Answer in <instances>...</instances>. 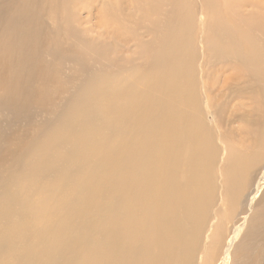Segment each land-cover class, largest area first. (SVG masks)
<instances>
[{"label": "bare ground", "instance_id": "obj_1", "mask_svg": "<svg viewBox=\"0 0 264 264\" xmlns=\"http://www.w3.org/2000/svg\"><path fill=\"white\" fill-rule=\"evenodd\" d=\"M132 1L97 0L95 8L98 20L101 21L107 12L105 15L110 17L111 20L108 19L113 25H121L118 32L112 33L123 34L121 37L124 40L128 36L127 44L133 34L144 39L140 47V52L144 53L141 55L144 66L137 65L129 77H126L125 73H120L123 70L118 73L105 72V68H113V62L121 67V59L111 54L107 39L95 44L93 48L98 59L106 63L112 61V67H105L104 71L93 67L85 48L81 49L78 45L65 47L64 40L75 34L72 35L71 32L73 25L66 21L62 30L61 25L57 23L61 22L65 12L73 8L74 0H59L60 7L58 0H0V108L7 107L12 115L17 114L20 117L24 112L30 114L31 108L36 109L33 105L37 102L41 113L46 114L36 126L37 137L34 140L25 141L17 135L12 139L13 146L18 145L7 153L11 158L9 166L0 170V190H7V186L16 184L18 174L31 168L35 170L34 162L40 167L44 165V169L48 171L44 170L46 173H53L58 169V164L49 166L43 160L53 144L67 146L74 151L83 144L96 142L95 138H92L94 141L87 139L102 130L110 129V121L104 112L112 109L119 118L121 117L120 121L126 122L131 140L118 143L103 156L100 162L103 169L99 179L119 174L124 169L126 155L135 147L139 151L141 163L147 167L144 172L145 193H154L157 196V205L154 213L148 218L147 229L138 230L133 227L130 233H120L118 236L119 245L127 242L129 244L136 233L152 236L146 247L137 252H130L126 259L143 264H187L193 257L205 224L213 211L216 220L208 236L207 245L211 249L221 246L223 248L225 243L226 247L217 259L215 256L217 264H264V104L259 110L246 113L250 116L248 128L258 144L255 156L249 161L232 145L226 150L223 149V152H227V159L223 167L224 182L221 181L223 193L217 205L214 198V163L218 150L202 112L195 114L188 111V108L197 109L199 102L193 93L195 85L185 79L182 71L184 63L194 49V14L186 10L187 0H151L149 6L143 4L148 1L135 0L140 14L134 15L133 20V15L130 14ZM166 2L170 3L172 8L162 15L161 7ZM204 2L212 7L211 21L205 24V34L201 39L208 56L213 62L236 59L243 72L238 73L234 80L239 84V80L245 75L250 76L254 80L253 85L260 88L264 96V14L243 17L233 10L230 19L216 9L215 0ZM58 8L62 12H59ZM102 13L104 14L101 15ZM46 19L54 22L53 29L47 27ZM202 19L204 20L203 17ZM232 21L235 22L236 30L231 27ZM74 29L77 33V29ZM256 31L260 33L261 41H258ZM108 34L109 32L106 35ZM244 34L248 35L245 39L240 37ZM44 56L52 57L53 64L46 62ZM60 60L73 62L77 67L74 75L86 70H89L90 74L79 83L76 81V89L63 103L54 107L55 102L65 93L63 68L60 64L57 65ZM120 67V70L123 69ZM141 85L146 89H140ZM204 89L213 88L205 85ZM241 89L237 88L236 91L240 93ZM104 91L108 94L105 99L101 96ZM203 91L205 93V90ZM119 96L122 98V104L116 102ZM205 102H208V97ZM62 104L64 105L61 106ZM208 106L212 109L213 104L208 102ZM217 106L219 107L215 105L213 109ZM231 115L233 120L230 122L234 119L247 121L245 116L236 115V110H233ZM156 137L157 143H152ZM77 139L84 142L77 144ZM39 151L45 152L43 158L34 157ZM225 152L223 154H226ZM37 159L41 160L35 161ZM26 161L32 162L30 169L22 168V163ZM245 162L247 167H244ZM13 164L16 165L12 166ZM160 167L162 173L159 171ZM261 169L263 171L259 173ZM38 172L36 169L35 173ZM88 193L90 197L76 216L71 233H67V242L70 241L67 255H75L80 250L88 233L97 234L104 242L117 233L116 227L121 224V216L114 221L113 228H106L98 223L92 211L98 208L96 197L102 193V188L95 182L91 189L88 188ZM14 195L15 193L12 194ZM49 201L50 199H46L38 205V213H44L47 207L51 206ZM243 204H247V210H240V205ZM239 212L240 215L234 218ZM226 215L233 219L234 228L225 240L223 234L226 233ZM14 249L6 243V231L0 209V256ZM212 251L214 253L216 250ZM66 257L64 256L60 263H66ZM210 258H205L208 260L205 264L216 263ZM0 260L3 262L0 261V264H7L2 258Z\"/></svg>", "mask_w": 264, "mask_h": 264}, {"label": "rangeland", "instance_id": "obj_2", "mask_svg": "<svg viewBox=\"0 0 264 264\" xmlns=\"http://www.w3.org/2000/svg\"><path fill=\"white\" fill-rule=\"evenodd\" d=\"M96 1L74 0L73 5L75 7L73 6L70 11L64 13V17H61L62 24L61 22L57 23L61 25V29L63 30V26L66 21H70L66 23H70L74 26L73 27L71 25L72 28H70L72 30V35L75 33L73 36L69 37V39L64 40V45L67 48H69L71 45H78L81 49L85 48L88 51V59L91 60L93 67L97 68V70L104 71L105 67H112V61H107L106 63L102 61V59H98L93 48L95 44L103 42L107 39L106 41L108 42L109 48L111 49V54H115L119 59H121L120 64L123 69L120 70V65H117L116 62H113V68H105V72L114 71V73H118L119 71L123 70L120 73H125L126 77H129L132 69L137 65L144 66V61L141 59V55L144 53L140 52L141 43H143L144 39H141L140 36L132 33L133 35L129 37V44H127L126 38H128V36L125 37L124 40L123 37H121L123 34L116 33V35H114V31L118 32V27L121 28V25L119 23H117L116 26L113 25L110 21V17L105 15L107 13L105 10L104 12L106 13L101 14H104V18L101 19V21L98 20L99 18L97 19V10H95L98 4ZM133 1L131 4L130 14L133 15L134 20V15L140 14V8L136 1ZM152 1L144 0L146 3L143 4L149 6ZM198 1L199 0H187L186 2V10H188L191 14H194V16H191L192 19H194L193 23L195 26L192 30L193 46L195 50L193 49L192 54H190L187 61L184 63V68L182 71L183 75L185 74V79L192 81L195 85L193 93L195 98H197V102H199L197 109L188 108V111L195 114L202 112L207 125L211 129L216 150H218L216 151L218 155L216 154L217 158L214 163L216 177L214 182L216 189L214 198L217 204L218 199H220L223 193L221 188L223 186L222 182H224L223 167L225 166V160L227 159V152L224 151L226 154H223V149L226 150L229 145H232L234 146L233 148L238 149V151L242 153V156H244V158L248 159L249 161L255 156L258 144L256 138L252 137L251 129L248 128V124H250L248 119L250 116L246 115V113L251 110H259L261 105L264 104V96L260 88L253 85L254 80H252L250 76L245 75L243 79L239 80V82L241 81L239 84L234 80V78L238 76V73L241 71L243 72V69H241V64L239 65V63L236 62V59L230 58L229 60H217L213 62L208 56L206 47L202 43L201 39L205 34V24L211 21L212 7L210 8V6H208L204 0ZM215 1L216 2L214 5L216 4V9H218L222 15L229 18L231 17L233 10L237 13H240L243 17L257 13L259 15L262 13L264 14V0ZM59 4L60 2L58 0V5ZM171 8L172 5L166 2L161 7V14H166V11H170ZM58 10L59 12H62L60 8H58ZM73 13H75V17H73ZM69 18L74 19L73 22H71L72 19L70 20ZM162 20L163 19L161 18L160 21L162 22ZM50 21L51 20L46 19L47 27L53 29L52 25H54V22ZM130 24L134 25L133 23ZM231 24V27L236 30L237 28L234 25L235 22L232 21ZM74 28L77 29V33ZM108 32L109 34L106 35ZM110 32H113L112 35ZM141 32H143V30H141ZM256 33L258 34V41H261L260 33L257 31ZM102 34H105V36L101 37L100 35ZM77 36H79L81 39L79 40ZM247 36L248 35L244 34L240 37L245 39ZM114 37L116 38V41ZM151 37L152 36L150 35V38ZM132 41L134 42L132 43ZM200 42L201 44H199ZM121 54L124 56L122 57ZM44 59L46 62H50L51 64L54 62V59L49 56H44ZM201 60L205 62L208 61L209 64L207 62H202ZM59 64L61 68H63V77L66 85L63 97L55 102L54 107L63 103L65 98L74 89H76V81L79 83L80 80L86 78L90 74L89 70H86L84 73L74 75V73L77 72V67H75L73 62H70L69 60L57 61V65ZM211 64L213 66H211ZM204 84L213 89H204ZM140 87L142 90L146 89L144 85H141ZM237 88H242L240 93L236 91ZM257 88L260 91H258ZM203 90H205V93L207 92L208 96ZM226 91H232L234 94H228ZM156 95H158V93ZM101 96H103L105 99L108 97V94L104 91L102 92ZM207 97L208 102L213 104L212 109L209 108L208 102H205ZM221 100H223V102ZM116 102L117 104H122V98L119 96ZM215 105H219V107L217 106L215 109H213ZM33 106L36 109L33 110L31 108L30 114L24 112L20 117L17 114L12 115L13 113L7 107L2 106L3 108H0V132L3 131L1 132L2 136H0V170H5L9 166L8 163H10L11 158L8 157L9 154L7 153H9L11 148H15V146L18 145L15 144L13 146L12 144V139L15 135L21 137L25 141L34 140L35 137H37L35 133L36 126L44 119L46 114L41 113L39 108L40 105L37 102ZM233 110H236V115L245 116L247 121L234 119L233 122H230L233 120V115H231ZM104 115L107 116L110 121L108 122L110 129L102 130L99 133H96L95 136L87 139L88 141H94L92 138H95L96 142L83 144L79 147V149H82L79 150L76 147L74 151H72L67 146L60 147V145L53 144L51 147H49L45 158H43L45 155L44 151L37 152L34 157L43 158L44 162L48 163L49 166L58 164V169H56L53 173H46L45 171L47 170L44 169V165L40 167L38 164H36V162H34L33 166L39 170V172L36 174V169L33 170L31 168L32 162H23V169H31L18 174L19 178L16 180V184H10L7 186L9 187L7 190H0V209L3 216V227L6 231V243L15 248L14 250L8 251L0 256V258H2V260L7 264H112V262L116 264H143L134 263L131 261V259H126V255L130 252L133 253L141 250L148 243L152 236H146L143 233L137 235L136 233L133 235L132 241L129 244L127 242L124 245L118 244V236L120 233H130L133 227H137L138 230L140 228L143 230L147 229L148 218L154 213L157 205V196L154 193H145L144 172L145 169L147 170V167L141 163L139 159V151L136 150L135 147H132V149L129 150V153L126 155L124 169L119 174L111 176L107 179H99V175L102 174L103 169L100 165L103 156L115 145L122 141H127L130 138L129 132L127 131L126 122L120 121L119 119L121 117L119 118L117 113L113 112L111 109L109 112H104ZM229 116H232V119ZM157 138L158 137L153 139L152 143L156 144ZM130 140L131 139H129V141ZM82 142H84V140H76L77 144ZM129 147L131 148V145H129ZM38 160L41 159H37L35 161ZM15 165L16 164H13L12 166ZM247 166L248 164L245 162L244 167ZM262 169L264 170V167H262ZM262 169L259 171V173L263 171ZM159 171L162 173L161 167L159 168ZM253 173H255V171ZM95 182H97L102 188V193L96 197L98 198V208L92 211L95 216L94 219L106 228H113L115 227L114 221L118 218V216H121V224L116 227L117 233L110 236L104 242L100 240L97 234L88 233L80 250L75 255H67L66 250L70 244V241L67 242V233H71L76 216H78L80 210L84 208L87 199L90 197L88 188L91 189V186ZM159 184L160 183L158 182V186ZM1 185L2 184L0 183V186ZM13 193H15L14 196H12ZM46 199H50L49 203H51V206L47 207L44 213H38L40 208L38 205H40L42 201L45 202ZM240 206L242 207H240V210H247V204ZM240 213L241 212L232 216L234 218L235 216L238 217ZM215 220L216 217L212 211L205 224L197 248L193 253V257L190 258L187 264H205L208 261L206 260L208 259V256L209 258H213V261L215 262L220 254H222V252L226 249V247H224L225 243L223 248L221 246L211 249L207 245L208 236L213 229ZM232 220L233 219L228 215H226L224 218L226 233L225 235L223 234V239L225 240V237L230 235L232 229L234 228V223ZM212 250H216L217 252L214 251L213 253ZM64 256H67L65 258L66 263H60ZM201 257H205L206 259H202ZM210 259L209 262L212 260ZM212 263L213 262L210 264ZM217 263L218 262L216 261L215 264Z\"/></svg>", "mask_w": 264, "mask_h": 264}]
</instances>
